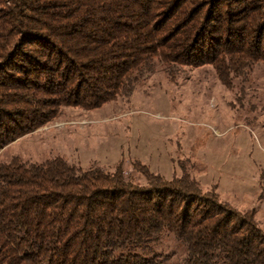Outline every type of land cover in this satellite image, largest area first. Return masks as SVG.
<instances>
[{
  "label": "trees",
  "instance_id": "16d2710c",
  "mask_svg": "<svg viewBox=\"0 0 264 264\" xmlns=\"http://www.w3.org/2000/svg\"><path fill=\"white\" fill-rule=\"evenodd\" d=\"M264 60V0H0V149L66 106L129 95L157 61L212 64L224 83ZM81 170L62 156L0 161V264H264L253 214L141 163Z\"/></svg>",
  "mask_w": 264,
  "mask_h": 264
},
{
  "label": "rangeland",
  "instance_id": "374dc122",
  "mask_svg": "<svg viewBox=\"0 0 264 264\" xmlns=\"http://www.w3.org/2000/svg\"><path fill=\"white\" fill-rule=\"evenodd\" d=\"M14 156L30 162L62 156L81 170L121 164L137 184L147 179L135 162L165 178L188 173L202 191L253 214L264 230V60L231 83L209 63L171 74L157 61L129 95L91 109L63 107L0 149V161ZM154 251L167 264L186 254L169 231Z\"/></svg>",
  "mask_w": 264,
  "mask_h": 264
}]
</instances>
